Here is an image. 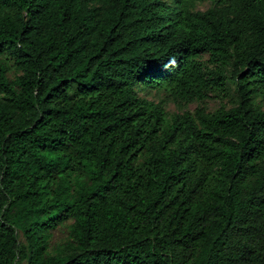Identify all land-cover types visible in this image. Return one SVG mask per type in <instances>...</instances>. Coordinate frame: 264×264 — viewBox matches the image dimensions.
Returning a JSON list of instances; mask_svg holds the SVG:
<instances>
[{"label":"trees","instance_id":"obj_1","mask_svg":"<svg viewBox=\"0 0 264 264\" xmlns=\"http://www.w3.org/2000/svg\"><path fill=\"white\" fill-rule=\"evenodd\" d=\"M191 2L0 0V264H264V0Z\"/></svg>","mask_w":264,"mask_h":264},{"label":"rangeland","instance_id":"obj_2","mask_svg":"<svg viewBox=\"0 0 264 264\" xmlns=\"http://www.w3.org/2000/svg\"><path fill=\"white\" fill-rule=\"evenodd\" d=\"M172 5H175L177 0H166ZM215 8L217 10H222L224 8L223 4H214L212 0H192L189 4V9L193 12H207L208 10ZM200 59L205 63L206 67L211 69H220L224 71L226 76L225 81L221 90L210 91L203 102L195 100L191 103H185L181 101H174V99L169 95L164 89L149 90L144 88L142 85L137 87L139 96L149 102L156 105H160L164 108L165 112L168 114L169 118L174 115H183L185 113L195 114L198 108H203L207 113H215L220 109L230 110L236 107L240 98L238 95L237 87L230 77V67L221 68V63L212 62L209 54H202ZM13 63V61L11 62ZM15 75L12 74L11 77ZM224 89V91H222ZM255 104L264 111V95H257L255 98ZM73 221L66 223L62 228L54 231L50 238V251L52 253H59L66 247L67 243L71 240L70 226ZM19 240L21 243L24 242V238L19 233Z\"/></svg>","mask_w":264,"mask_h":264}]
</instances>
